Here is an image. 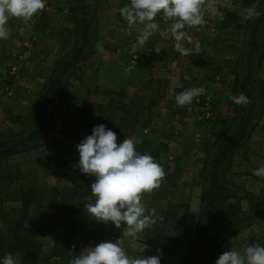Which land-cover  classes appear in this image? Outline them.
Segmentation results:
<instances>
[{
  "label": "rangeland",
  "instance_id": "1",
  "mask_svg": "<svg viewBox=\"0 0 264 264\" xmlns=\"http://www.w3.org/2000/svg\"><path fill=\"white\" fill-rule=\"evenodd\" d=\"M240 1L203 0L204 25L186 29L193 40L200 42L201 51L182 56L174 48L169 22L157 16L158 31L141 45L137 35L143 25L130 28L120 15L119 9L129 0H94L90 14L94 25L90 26L88 47L77 67L63 80L65 92L60 102L58 96L50 98L48 120L37 145L0 161V173L9 176L0 182V229L2 212L17 208L15 190L27 183L38 188L78 185L76 145L87 135V122L96 121L98 105L118 106L119 102L141 96L150 109L130 138L167 146L161 155L163 162L167 161L161 180L166 193L159 190L154 197L152 191L141 198L145 214L152 215L155 210V223L133 239L123 235L126 225L116 229L111 222L105 225L89 217L85 205L94 202L90 192L94 178L89 177L80 188L86 189L82 208L92 235L83 242L80 233L74 243H82V251L86 246L120 238L130 257L159 255L161 264H180L199 220L203 171L213 150L229 138L227 133L212 131V122L205 119V114L229 118L239 107L230 96L241 94L238 83L247 70L250 24L254 19L243 17L256 0H248L244 6L239 5ZM74 4L71 0H45V8L30 20L9 19L10 37L0 40L1 133L15 137L30 128L33 102L57 62L77 45L75 13L71 9ZM223 12L235 14L234 18L226 17L229 23L224 27L219 24ZM258 30L256 52L249 62L253 78L264 82V22ZM185 47L192 46L185 43ZM192 87H203L205 92L191 105L177 106L176 94ZM252 103L256 105L251 111L257 120L249 123L247 138L236 150L226 173L233 183L231 189L242 198L264 197V178L252 174L254 168L264 166V109L257 95ZM108 128L114 130L113 121ZM242 207L248 209L246 200ZM164 216L168 219L161 223ZM34 223L47 231L53 227L44 217ZM54 242L50 233L43 236L41 257L47 256ZM261 243L264 215L238 228L222 244L221 253L231 248L242 252L246 246ZM54 260L63 263L59 258Z\"/></svg>",
  "mask_w": 264,
  "mask_h": 264
},
{
  "label": "trees",
  "instance_id": "2",
  "mask_svg": "<svg viewBox=\"0 0 264 264\" xmlns=\"http://www.w3.org/2000/svg\"><path fill=\"white\" fill-rule=\"evenodd\" d=\"M71 2L75 3L71 9L75 13L74 28L78 43L69 54L57 62L43 86V91L33 102L30 128L15 137L0 132V161L11 155L26 152L37 145L48 120V108L52 102L50 98L58 96L57 102H60L65 92L63 80L77 67L84 56L92 35L90 26L94 25L92 17L90 18L94 0H71ZM247 2L248 0H241L239 5H247ZM259 11L261 14L250 24L248 46L251 50L246 54L247 70L238 83L240 92L249 98V103L244 106L239 105L235 114L229 118L210 116L207 119L212 122V131L227 133L229 138L222 140L213 150L203 171L199 220L193 240L184 248L180 264H215L226 239L238 228L249 226L257 217L264 215V197L237 196L231 189L233 183L226 175L232 157L247 138L246 129L249 123L257 120L251 111L256 105L250 104L256 95L263 102L264 109V82H258L253 78V67L249 62L256 52L259 26L264 22V0L259 5ZM234 16L235 14L231 12H223L219 17V24L223 27L227 26L229 21L226 17L234 18ZM141 98L139 96L128 102H119L118 106L98 105L96 121L86 124L87 135L91 134L93 126L103 123L108 127V123L113 121L117 142L126 137L130 138L133 129L150 109L149 105H144ZM135 147L140 153L154 157L163 169L167 168V161L163 162L161 159L167 147L164 143L154 144L143 141L136 142ZM76 173L78 185L73 188L69 185L38 188L34 184L27 183L23 188L15 190L14 200L18 203L17 208L2 212L0 256L11 253L19 264H69L68 259L80 253L83 245L74 243L76 237L81 233V241L85 242L92 235L88 231L87 217L82 208V198L86 189L83 190L80 186L86 184V180L91 176L82 174L78 170ZM3 178H9L6 172L0 173V182H3ZM166 180L168 178L164 179ZM162 187L163 182H160V186L153 190L154 197L159 190L166 193ZM243 200L248 203L246 210L242 207ZM40 217L46 218L53 225L51 231L35 225L34 220ZM167 219L164 216L161 223H166ZM47 233L54 237L55 242L47 256L41 257V239ZM55 258H59L63 263L55 261Z\"/></svg>",
  "mask_w": 264,
  "mask_h": 264
},
{
  "label": "clouds",
  "instance_id": "3",
  "mask_svg": "<svg viewBox=\"0 0 264 264\" xmlns=\"http://www.w3.org/2000/svg\"><path fill=\"white\" fill-rule=\"evenodd\" d=\"M261 2L256 0L243 19L258 17ZM202 4L203 0H129L119 11L130 28L143 25L137 35L141 45L158 31L157 16L169 22L168 31L175 41V50L182 56H189L201 51L200 42L193 40L186 29L204 25ZM44 8L45 0H0V40L10 37L7 25L11 17L28 21ZM185 43L192 47H185ZM204 92L203 87H192L176 94L175 102L180 107L191 105L194 98ZM230 99L236 105L249 103L243 93L230 96ZM135 144V139L128 137L118 143L116 132L101 123L93 126L91 134L76 145L79 155L76 167L82 174L94 178L90 184L94 202L85 205L87 215L105 225L111 222L116 229L126 225L122 233L133 239L139 238L155 223V210L152 215L145 214L141 198L142 194L158 188L165 175L154 157L137 151ZM252 174L264 178V166L254 168ZM123 243L118 238L86 246L69 264H161L159 255L130 257ZM0 264L19 262L7 253L0 256ZM215 264H264V243L246 246L242 252L233 248L223 251Z\"/></svg>",
  "mask_w": 264,
  "mask_h": 264
},
{
  "label": "built area",
  "instance_id": "4",
  "mask_svg": "<svg viewBox=\"0 0 264 264\" xmlns=\"http://www.w3.org/2000/svg\"><path fill=\"white\" fill-rule=\"evenodd\" d=\"M205 115H206L205 119H208L210 117V113H208V112Z\"/></svg>",
  "mask_w": 264,
  "mask_h": 264
},
{
  "label": "crops",
  "instance_id": "5",
  "mask_svg": "<svg viewBox=\"0 0 264 264\" xmlns=\"http://www.w3.org/2000/svg\"><path fill=\"white\" fill-rule=\"evenodd\" d=\"M13 33H14V30H12L11 34H13Z\"/></svg>",
  "mask_w": 264,
  "mask_h": 264
}]
</instances>
